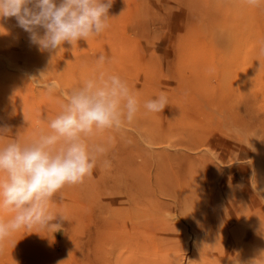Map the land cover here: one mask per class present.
Returning a JSON list of instances; mask_svg holds the SVG:
<instances>
[{"label":"rangeland","instance_id":"1","mask_svg":"<svg viewBox=\"0 0 264 264\" xmlns=\"http://www.w3.org/2000/svg\"><path fill=\"white\" fill-rule=\"evenodd\" d=\"M109 15L102 34L57 54L31 45L15 18L0 20V124L10 126L0 146L50 131L65 94L101 70L100 55L140 104L131 123L92 138L107 148L92 175L52 198L61 230L13 233L0 264H132L138 247L142 264H195L196 229L208 247H257L264 264V4L113 0ZM162 93L167 107L148 112ZM14 214L0 210L5 221ZM240 259L230 262L248 264Z\"/></svg>","mask_w":264,"mask_h":264},{"label":"clouds","instance_id":"2","mask_svg":"<svg viewBox=\"0 0 264 264\" xmlns=\"http://www.w3.org/2000/svg\"><path fill=\"white\" fill-rule=\"evenodd\" d=\"M246 3L258 7L264 0ZM112 4L113 0H0V20L15 18L31 45L57 54L65 43L73 48L81 40L102 34L110 26ZM106 62L104 55L98 56L96 64L101 70L65 94L61 111L49 121L50 131L30 142L14 139L0 146V210L15 213L7 221L0 218V244L21 229L60 231L61 223H51L50 203L65 186L81 184L92 175L98 158L107 151L103 143H92V138L120 130L140 111L127 81L102 70ZM45 86L50 94L59 87L55 80ZM167 105L168 98L162 93L143 107L155 113ZM9 131L10 126L0 124V136ZM103 164L110 167L108 160Z\"/></svg>","mask_w":264,"mask_h":264},{"label":"bare ground","instance_id":"3","mask_svg":"<svg viewBox=\"0 0 264 264\" xmlns=\"http://www.w3.org/2000/svg\"><path fill=\"white\" fill-rule=\"evenodd\" d=\"M104 223L105 222L101 221V223L98 225L99 238H102L103 232L105 230L106 225H104ZM201 238L202 236L197 233V229H196L194 238H193V243H192L193 249H194V250L192 249L193 250L192 253L194 254L195 258L198 260L197 263L195 264H231L230 261L233 259V257H236V256L238 257L240 256L241 259L246 261L248 264L249 262L255 261V254H257L258 252L257 251L258 248L253 245H250V246L238 245V244H235L233 240L230 241V239L222 238V239H215L214 240L215 244H211L208 247V245H205V243L201 240ZM229 243L231 245H229ZM142 245L143 243L141 244V247ZM139 249L141 248L138 247L136 249L137 252L139 253H135L136 262L132 264H142V261H144L143 258H141L143 251ZM205 259H208L210 262L209 263L204 262Z\"/></svg>","mask_w":264,"mask_h":264}]
</instances>
